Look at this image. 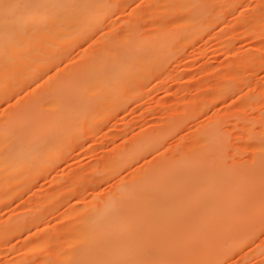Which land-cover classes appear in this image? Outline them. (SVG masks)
I'll use <instances>...</instances> for the list:
<instances>
[{"label":"bare ground","instance_id":"1","mask_svg":"<svg viewBox=\"0 0 264 264\" xmlns=\"http://www.w3.org/2000/svg\"><path fill=\"white\" fill-rule=\"evenodd\" d=\"M131 1L0 0V103L75 56L73 48L93 36L102 23H120ZM152 1L149 18L183 23L179 34L148 44L142 33L133 34L137 30L126 26L118 38L110 35L97 48L89 47L92 50L75 60L67 72H54L45 80L44 89L31 90L6 109L9 116L50 117L41 122L34 117L26 126L10 130L0 142L2 186L24 175L25 180L33 179L31 167L36 157L30 149L52 124L66 126L71 114L83 117L91 113L117 94L112 87H119V79L126 82L121 85L124 90L135 92L136 83L162 71L178 40L199 33L195 19L204 12L199 0ZM116 12L119 15L114 16ZM109 70L114 74L105 76ZM74 82L88 84L90 91L70 87ZM232 87L233 83H225L220 93ZM91 93L94 102H84L81 95ZM246 99L248 105L260 97L249 95ZM78 101L83 103L78 105ZM41 103L50 113L39 108ZM102 118L100 115L91 123L96 121L94 130L100 128ZM245 122L258 147L251 163L229 158L227 128L217 116L197 129L196 154L150 161L107 196L100 212L81 218L77 228L70 226L68 230L75 231L65 247L55 250L54 258L45 256L40 264H220L232 257L264 225V109L246 115ZM258 131L261 134H256ZM157 141L151 136L147 144ZM43 220L42 214L8 217L0 222V244L8 235ZM40 247L48 246L34 243L28 251ZM26 258L15 257L12 264L25 263Z\"/></svg>","mask_w":264,"mask_h":264},{"label":"rangeland","instance_id":"2","mask_svg":"<svg viewBox=\"0 0 264 264\" xmlns=\"http://www.w3.org/2000/svg\"><path fill=\"white\" fill-rule=\"evenodd\" d=\"M199 1L204 9L195 19L199 33L177 41L161 72L134 83L138 87L135 92L124 90L121 85L126 82L119 79V87H112L117 94L109 96L91 113L83 117L71 114V123L66 126L52 124L51 130L38 136L30 149L36 157L31 167L33 179L25 180L24 175L6 187L0 183V222L22 213L45 217L30 229L7 236L0 244V262L12 264L20 255L27 257L22 264H40L45 256L54 258L55 250L65 247L73 236L75 230H68L70 226L77 228L81 218L100 212L107 196L139 169L163 156L172 160L196 154L197 129L217 116L222 117L227 128L229 158L252 162L258 147L245 129V117L264 109V0ZM152 4V0H132L120 23H102L93 36L73 48L75 56L0 103V142L10 130L26 126L35 117L9 116L6 109L11 104L33 89H44L50 75L56 71L64 74L75 60L110 35L118 38L126 26H131L137 30L133 34L142 33L146 43L153 44L179 34L183 23L149 18L147 10ZM117 15L119 12L114 16ZM138 15L144 16L135 18ZM105 73L110 76L114 70ZM225 83L235 87L222 94L221 85ZM71 84L72 88H83L80 92L90 91L88 84ZM249 95L260 97L257 108V102L245 105ZM81 97L86 103L95 99L92 93ZM81 103L78 101V105ZM38 106L49 112L45 104ZM239 112H243L241 116ZM100 115L104 122L94 130L96 121L91 123ZM49 117H35V121ZM151 136L158 138L153 145L147 144ZM46 230L48 235L44 234ZM34 243H47L48 247L29 252ZM220 264H264V225L243 249Z\"/></svg>","mask_w":264,"mask_h":264}]
</instances>
